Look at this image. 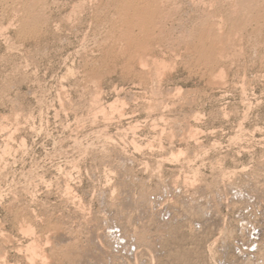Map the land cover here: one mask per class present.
<instances>
[{
	"label": "rangeland",
	"instance_id": "rangeland-1",
	"mask_svg": "<svg viewBox=\"0 0 264 264\" xmlns=\"http://www.w3.org/2000/svg\"><path fill=\"white\" fill-rule=\"evenodd\" d=\"M136 1L0 0V264H264V0Z\"/></svg>",
	"mask_w": 264,
	"mask_h": 264
},
{
	"label": "bare ground",
	"instance_id": "bare-ground-1",
	"mask_svg": "<svg viewBox=\"0 0 264 264\" xmlns=\"http://www.w3.org/2000/svg\"><path fill=\"white\" fill-rule=\"evenodd\" d=\"M19 1H20V0H19ZM26 1H27V0H26ZM28 1H29V0H28ZM30 1H31V0H30ZM32 1H33V0H32ZM37 1H38V0H37ZM121 1H122V0H121ZM135 1H136V0H135ZM148 1H149V0H148ZM163 1H164V0H163ZM166 1H167V0H166ZM227 1H228V0H227ZM227 1H226V4H227ZM232 1H233V0H232ZM232 1H229V2H232ZM242 1H246V0H242ZM255 1L257 2V0H255ZM5 2H6V1H5ZM12 2H13V1H12ZM40 2H41V1H40ZM42 2H43V1H42ZM119 2H120V1H119ZM123 2H124V1H123ZM131 2H132V0H131ZM137 2H138V1H136V3H137ZM143 2H144V1H143ZM154 2H155V0H154ZM154 2H153V3H154ZM158 2H160V0L157 1V5H158ZM224 2H225V0H224ZM229 2H228V4H229ZM247 2H249V1H247ZM247 2H246V3H247ZM258 2H259V1H258ZM14 3H15V2H14ZM18 3H19V2H18ZM20 3H21V2H20ZM22 3H24V2H22ZM32 3H33V2H32ZM38 3H39V2H38ZM38 3H37V4H38ZM111 3H112V2H111ZM134 3H135V2H133L132 4L130 3V7H131V8L128 7L129 5L127 6L128 8L132 9V11H134V10H135V7H136V6H135L136 4L134 5ZM146 3H147V2H146ZM160 3H161V2H160ZM162 3H163V2H162ZM168 3H169V2H168ZM168 3H167V4H168ZM222 3H223V2H222ZM237 3H238V1H237ZM242 3H243V2H242ZM244 3H245V2H244ZM260 3H261V1H260ZM25 4H27V3H25ZM25 4H24V5H25ZM29 4H31V3L29 2ZM112 4H113V3H112ZM116 4H118V1H117ZM120 4H121V3H119V5H120ZM123 4H124V3H123ZM148 4H149V3H148ZM228 4H227V5H228ZM231 4H232V5H235V4H233V3H231ZM231 4H230V5H231ZM239 4L241 5V9H242L243 4H241L240 1H239ZM239 4H238V5H239ZM248 4L250 5L251 2H249ZM248 4H244V5H246V6L248 7V6H249ZM7 5H8V4H7ZM27 5H28V4H27ZM38 5H39V4H38ZM41 5H42V4H41ZM41 5H39V6H41ZM160 5H161V4H160ZM163 5H164V3H163ZM163 5H162V6H163ZM253 5H254V4H253ZM253 5H252V6L250 5V6L253 8V7H254ZM257 5H258V4H257ZM9 6H10V5H9ZM11 6H12V5H11ZM29 6H30V5H29ZM112 6H113V5H112ZM145 6H147V4H146ZM154 6L156 7V2H155V5H154ZM235 6H237V4H236ZM250 6H249V8H251ZM260 6H261V5H260ZM263 6H264V5H263ZM14 7H15V6H14ZM30 7H32V6H30ZM35 7H36V6H35ZM113 7H114V6H113ZM139 7H140V5H139ZM139 7H138V9H139ZM151 7H152V6H151ZM168 7H169V6H168ZM226 7H227V6H226ZM230 7H231V6H230ZM17 8H18V7H16V10H17ZM39 8H40V7H39ZM115 8H116V7H115ZM141 8H143V7H140V9H141ZM147 8H149V7H147ZM244 8H245V7H244ZM252 8H251V10H252ZM263 8H264V7H263ZM13 9H14V8H13ZM24 9H25V8H24ZM30 9H31V8H30ZM30 9H28V10H30ZM126 9H127V8H126ZM138 9H137V12L139 13V10H140V9H139V10H138ZM144 9H145V8H144ZM160 9H161V8H160ZM167 9H168V8H167ZM230 9H231V8H230ZM232 9H233V8H232ZM234 9H235V8H234ZM259 9H260V8H259ZM261 9H262V8H261ZM16 10H15V11H16ZM22 10H23V9H22ZM120 10H121V9H120ZM150 10H151V9H150ZM245 10H246V9H245ZM245 10H244V11H245ZM254 10H256V9H254ZM24 11H25V10H24ZM24 11H23V12H24ZM33 11H34V10H33ZM115 11H116V10H115ZM123 11H124V13H125L124 8H123ZM127 11H129V10H126V12H127ZM145 11H146L147 13H151V12L149 11V9H148V10L145 9ZM145 11H144V12H145ZM148 11H149V12H148ZM154 11H155V10H154ZM169 11H170V10H169ZM232 11H233V10H232ZM234 11H235V10H234ZM236 11H237V10H236ZM239 11H240V10H239ZM242 11H243V9H242ZM244 11H243V12H244ZM17 12H19V11L17 10ZM28 12H30V11H28ZM31 12H32V11H31ZM117 12H118V11H117ZM137 12L135 11L134 13H137ZM140 12H141V11H140ZM142 12H143V11H142ZM142 12H141V13H142ZM155 12H156V11H155ZM158 12H159V11H158ZM165 12H166V11H165ZM247 12H248V11H247ZM247 12H246V13H247ZM254 12H255V11H254ZM258 12H259V11H258ZM21 13H22V12H20V14H21ZM24 13H26V11H25ZM138 13H137V14H138ZM152 13H153V12H152ZM159 13H160V12H159ZM168 13H169V12H168ZM238 13H240V12H238ZM246 13H245V15H246ZM256 13H257V11H256ZM259 13H260V12H259ZM32 14H33V13H32ZM39 14H41V13L39 12ZM122 14H123V13H122ZM127 14H128V13H127ZM137 14H135L136 19H135V22H134V23H137V22H138V21L136 22V20H137V18H138L140 15L137 17ZM139 14H140V13H139ZM143 14H144V13H142L141 15H142V17L144 18V19H143L144 21H145V20H151V19L154 20V19H153L154 17L152 18V17H151V14L148 15V16H145V17L143 16ZM233 14H234V13H233ZM235 14H236V13H235ZM235 14H234V15H235ZM22 15H24V14H22ZM27 15H28V13H27ZM33 15H34V14H33ZM128 15H129V14H128ZM133 15H134V14H133ZM157 15H158V14H157ZM160 15H161V13H160ZM162 15H163V14H162ZM165 15H166V14H165ZM207 15H208V14H207ZM210 15H211V14H210ZM210 15H209V16H210ZM241 15H242V14H241ZM243 15H244V13H243ZM243 15H242V16H243ZM247 15H248V13H247ZM261 15H262V14L260 13L259 16H261ZM18 16H19V14H18ZM112 16H114V15H112ZM117 16H118V15H117ZM123 16H125V15H123ZM152 16H154V15H152ZM228 16H229V15H228ZM228 16H227V17H228ZM232 16H233V15H232ZM248 16H249V15H248ZM254 16H256V15L254 14ZM259 16H258V17H259ZM21 17H22V16H21ZM36 17H37V16H36ZM41 17H42V16H41ZM132 17H133V16H132ZM163 17H164V16H163ZM221 17H222V16H221ZM221 17H220V18H221ZM224 17H225V16H224ZM229 17H230V16H229ZM236 17H237V16H236ZM22 18H23V17H22ZM22 18H21V19H22ZM30 18H32V17H30ZM33 18H34V17H33ZM38 18H39V15H38ZM155 18H156V17H155ZM207 18H208V16H207ZM233 18H235V17H233ZM243 18H244V17H243ZM248 18H249V17H248ZM16 19H17V18H16ZM18 19H19V18H18ZM127 19H128V18H127ZM131 19H132V18H131ZM140 19H141V16L139 17L138 20L140 21ZM156 19H157V18H156ZM159 19H161V17H160ZM231 19H232V18H231ZM250 19H251V18H250ZM250 19H249V20H250ZM23 20H24V19H23ZM29 20H30V19H29ZM32 20H33V19H32ZM205 20H206V19H205ZM218 20H219V19H218ZM220 20H221V19H220ZM223 20H224V19H223ZM235 20H236V19H235ZM129 21H130V20H129ZM144 21H143V22H144ZM160 21H161V20H160ZM206 21H207V20H206ZM225 21H226V20H225ZM228 21H230V19H229ZM228 21H227V23H229ZM236 21H237V20H236ZM238 21H239V20H238ZM21 22H23V21H21ZM30 22H31V21H30ZM36 22H37V21H36ZM127 22H128V20H127ZM145 22H146V21H145ZM150 22H151V21H150ZM157 22H158V21H157ZM201 22H202V21H201ZM203 22H204V19H203ZM210 22H211V21H210ZM212 22H213V21H212ZM217 22H218V21H217ZM242 22H243V21H242ZM247 22H248V21H247ZM17 23H18V21H17ZM31 23H32V22H31ZM39 23H40V22H39ZM140 23H142V19H141V21H140L139 23H137L136 25L138 26V24H140ZM158 23H159V22H158ZM205 23H206V22H205ZM205 23H204V24H205ZM214 23H215V22H214ZM118 24H119V23H118ZM120 24H121V23H120ZM126 24H128V23H126ZM129 24H132V23L129 22ZM145 24H147V23H145ZM151 24H152V23H151ZM161 24H162V23H161ZM223 24H224V22H223ZM237 24H238V23H237ZM21 25H22V23H21ZM37 25H38V24H37ZM37 25H36V26H37ZM132 25H133V24H132ZM140 25H141V24H140ZM140 25H139V27H140ZM143 25H144V24H143ZM143 25H142V26H143ZM147 25H149V24H147ZM155 25H156V24H155ZM157 25H158V24H157ZM206 25H208V24H206ZM218 25H219V24H218ZM220 25H221V24H220ZM220 25H219V27H220ZM238 25H239V24H238ZM242 25H243V24H242ZM18 26H20V25H18ZM24 26H25V22H24ZM117 26H118V25H117ZM117 26H116V27H117ZM121 26H122V25H121ZM121 26H120V27H121ZM126 26H127V25H126ZM159 26H160V25H159ZM161 26H162V25H161ZM201 26H202V25H201ZM204 26H205V25H204ZM231 26H232V25H231ZM236 26H237V25H236ZM240 26H241V25H240ZM32 27H33V26H32ZM37 27H38V26H37ZM113 27H115V26H113ZM129 27H130V26H129ZM139 27H138V30H140ZM154 27H155V26H154ZM196 27H197V26H196ZM202 27H203V26H202ZM209 27H210V26H209ZM209 27H208V28H209ZM211 27H212V26H211ZM217 27H218V26H216V28H217ZM234 27H235V26H234ZM19 28H21V27H19ZM19 28H18V29H19ZM23 28H24V27H23ZM23 28H22V29H23ZM28 28L30 29V27H28ZM28 28H27V29H28ZM38 28H39V27H38ZM123 28H125V27H123ZM130 28H131V27H130ZM145 28H146V27H145ZM197 28H198V27H197ZM213 28H214V27H213ZM213 28H212V29H213ZM221 28H222V27H221ZM241 28H242V27H241ZM29 29H28V30H29ZM33 29H34V28H33ZM119 29H120V28H119ZM133 29H134V28H133ZM142 29H143V28H142ZM152 29H153V27H152ZM202 29H203V28H202ZM212 29H211V30H212ZM218 29H219V28H218ZM234 29H235V28H234ZM237 29H238V28H237ZM20 30H21V29H20ZM34 30H35V29H34ZM34 30H33V31H34ZM123 30H124V29H123ZM126 30H127V31L129 30V31H130V29H126ZM126 30H125V31H126ZM131 30H132V29H131ZM138 30H137V31H138ZM146 30H147V29H146ZM146 30H144V31H146ZM148 30H149V28H148ZM150 30H151V29H150ZM200 30H201V29H200ZM204 30H206V29H204ZM213 30H214V29H213ZM230 30H231V29H230ZM239 30H240V29H239ZM23 31H24V30H23ZM33 31H32L31 34H33ZM36 31H37V30H36ZM119 31H120V30H119ZM129 31H128V32H129ZM144 31H142V32H144ZM153 31H155V30L153 29ZM161 31H162V30H161ZM188 31H189V30H188ZM195 31H197V30H195ZM209 31H210V30H209ZM234 31H235V30H234ZM234 31H233V32H234ZM19 32H20V31H19ZM21 32H22V31H21ZM30 32H31V31H30ZM115 32H116V31H115ZM134 32H135V31H134ZM140 32H141V31H140ZM148 32H149V31H148ZM151 32H152V31H151ZM158 32H159V30H158ZM189 32H190V31H189ZM192 32H193V31H192ZM204 32H205V31H204ZM213 32H214V31H213ZM22 33H23V32H22ZM22 33H21V35H22ZM34 33H35V32H34ZM120 33H121V32H120ZM129 33H130V32H129ZM156 33H157V32H156ZM156 33H155V34H156ZM187 33H188V32H187ZM195 33H196V32H195ZM201 33H202V31H201ZM211 33H212V32H211ZM216 33H217V32H216ZM218 33H219V32H218ZM218 33H217V34H218ZM29 34H30V33H29ZM36 34H37V33H36ZM126 34H127V33H126ZM132 34H133V33H132ZM138 34H139V33H138ZM143 34H144V33H143ZM143 34H142V35H143ZM145 34H146V32H145ZM145 34H144V35H145ZM147 34H148V33H147ZM152 34H154V33H152ZM163 34L165 35V33H162V34H161L162 37H163ZM199 34H200V33H199ZM203 34H204V33H203ZM220 34H221V36L223 37L224 34H222V32H220ZM122 35H123V34H122ZM128 35H130V34H128ZM134 35H135V34H134ZM156 35H157V34H156ZM187 35H188V34H187ZM205 35H206V34H205ZM214 35H215V33H214ZM225 35H226V34H225ZM230 35H231V34H230ZM30 36H31V35H30ZM30 36H29V37H30ZM35 36H36V35H35ZM119 36H120V35H119ZM145 36H146V35H145ZM152 36H153V35H152ZM158 36H159V35H158ZM184 36H186V34H185ZM191 36H192V35H191ZM191 36H190V38H191ZM193 36H194V35H193ZM195 36H196V35H195ZM199 36H200V35H199ZM201 36H202V34H201ZM201 36H200V37H201ZM211 36H212V35H211ZM234 36H235V35H234ZM20 37H21V36H20ZM130 37H133V36L130 35ZM130 37H127V38L131 39ZM134 37H135V36H134ZM134 37H133V38H134ZM149 37H150V36H149ZM153 37H155V35H154ZM164 37H166V36H164ZM188 37H189V36H188ZM207 37H208V36H207ZM30 38H31V37H30ZM186 38H187V37H186ZM212 38H213V37H212ZM218 38H219V37H218ZM224 38H225V37H224ZM142 39H143V38H142ZM144 39H145V38H144ZM150 39H152V38H150ZM150 39L148 38V40H150ZM159 39H160V38H159ZM195 39H196V37H195ZM201 39H202V37H201ZM204 39H205V38H204ZM207 39H209V38H207ZM216 39H217V38H216ZM226 39H227V38H226ZM228 39L232 41L233 38H232V39L228 38ZM119 40H120V39H119ZM124 40H125V37H124ZM133 40H134V39H133ZM152 40H153V39H152ZM211 40H212V39H211ZM220 40H221V38H220ZM222 40H223V39H222ZM229 40H228V42H229ZM114 41H115V40H114ZM117 41H118V39H117ZM117 41H116V42H117ZM121 41H122V40H121ZM128 41H129V40H128ZM128 41L125 42V43H128ZM190 41H191V40H190ZM192 41H194V40L192 39ZM192 41H191V42H192ZM198 41H199V40H198ZM205 41H206V40H205ZM205 41H204V42H205ZM209 41H210V39H209ZM224 41H225V40H224ZM118 42H119V41H118ZM129 42H130V41H129ZM132 42H133V41H132ZM135 42H136V41H135ZM141 42H142V41H141ZM147 42H148V41H147ZM147 42H146V43H147ZM152 42H153V41H152ZM186 42H187V41H186ZM191 42H190V43H191ZM202 42H203V40H202ZM121 43H122V42H121ZM143 43H144V42H143ZM146 43H145V44H146ZM200 43H201V42H200ZM209 43H210V42H209ZM219 43L225 45V43H222V42H219ZM226 43H227V42H226ZM129 44L131 45V44H133V43L130 42ZM137 44H138V43H137ZM141 44H142V43H141ZM141 44L139 43V45H141ZM145 44H143V45H145ZM149 44H150V43H149ZM187 44H188V43H187ZM192 44H193V42H192ZM196 44H197V43H196ZM213 44H214V46H215V45L217 46V44H215V43H213ZM220 44H219V46H220ZM121 45H122V44H121ZM121 45L119 44L120 47H121ZM135 45H136V44H135ZM135 45H134V46H135ZM143 45H142V46H143ZM188 45H189V44H188ZM203 45H205V44H203ZM122 46H123V45H122ZM124 46H125V45H124ZM128 46H129V45H128ZM136 46H137V45H136ZM146 46H147V45H146ZM207 46L210 47L209 44H208ZM211 46H212V45H211ZM214 46H212V47H214ZM111 47H112V46H111ZM131 47H132V46H131ZM137 47H138V46H137ZM189 47H190V46H189ZM195 47H196V45H195ZM197 47H198V44H197ZM222 47H223V46H222ZM224 47H225V46H224ZM112 48H113V49H112ZM112 48H111V49L114 50V47H112ZM122 48H123V47H122ZM127 48H129V47H127ZM139 48H140V47H139ZM141 48H142V47H141ZM141 48H140L138 51H140ZM193 48H194V46H193L191 49H193ZM198 48H199V47H198ZM198 48H197V49H198ZM202 48H203V47H202ZM202 48H200V51L203 53V51L201 50ZM207 48H208V47H207ZM219 48H220V47H219ZM132 49H134V48H132ZM136 49H137V48H136ZM144 49H147V48H144ZM205 49H206V48L204 47L203 50L205 51ZM212 49H213V48H211V50H212ZM118 50H119V49H118ZM118 50H117V51H118ZM122 50H123V49H122ZM124 50H125V49H124ZM126 50H127V49H126ZM129 50H130V49H129ZM194 50H195V48H194ZM214 50H215V49H214ZM214 50L209 51V52H213ZM222 50H223V48H222ZM228 50H229V49H228ZM228 50H227V51H228ZM138 51H136V52H137L138 54H140ZM146 51H147V50H145V52H146ZM198 51H199V50H198ZM206 51H207V50H206ZM218 51H219V50L216 51V55L219 54V52L221 51V48H220V51H219V52H218ZM120 52H121V51H120ZM136 52H135V53H136ZM196 52H197V51H196ZM217 52H218V54H217ZM121 53H122V52H121ZM129 53H130V52H129ZM129 53H128V55H129ZM143 53H144V52H143ZM198 53H199V52H198ZM202 53H201V54H202ZM213 53H214V52H213ZM221 53H222V52H221ZM224 53H226V51H225ZM122 54H123V53H122ZM138 54H135V57H136V55H138ZM201 54H200V55H201ZM205 54H207V53H205ZM125 55H126V54H125ZM130 55H131V54H130ZM213 55H214V54H213ZM123 56H124V55H123ZM138 56H139V55H138ZM141 56H142V55H141ZM220 56H221V55H219V57H220ZM132 57H133V55H132ZM200 57H202V55H201ZM204 57H206V56H204ZM210 57H215V56H212V54H211ZM210 57H209V58H210ZM216 57H217V56H216ZM141 59H143V58H141ZM144 59H145V58H144ZM198 59H199V57H198ZM201 59H203V57H202ZM210 59H212V58H210ZM216 59H217V58H216ZM218 59H219V58H218ZM126 60H127V59H126ZM129 60H131V59L129 58ZM199 60H200V59H199ZM133 61H134V59H133ZM144 61H145V60H144ZM197 61H198V60H197ZM201 61H202V60H201ZM201 61H200V62H201ZM203 61H205V60H203ZM209 61H210V60H209ZM127 62H128V61H127ZM129 62H130V61H129ZM210 62H211V61H210ZM212 62H213V59H212ZM217 62H219V60H218ZM137 63H138V62H137ZM142 63H143V62H142ZM142 63H141V64H142ZM198 63H199V62H198ZM205 63H206V62H205ZM214 63H215V62H214ZM134 64H135V63H134ZM139 64H140V61H139ZM143 64H144V63H143ZM145 64H146V63H145ZM207 64H208V63H207ZM129 65H130V64H128V66H129ZM201 65H203V64H201ZM210 65H211V64H210ZM213 65H214V64H213ZM217 65H218V63H217ZM125 66L127 67V65H125ZM130 66H131V65H130ZM130 66H129V67H130ZM145 66H146V65H145ZM204 66H205V64H204ZM208 66H209V65H208ZM141 67H142V66H141ZM143 67H144V66H143ZM211 67H212V66H211ZM209 68H210V67H209ZM130 69H132V67H131ZM141 69H142V68H141ZM206 71H207V70H206ZM212 72H213V71H212ZM209 73H210V71H209ZM28 226H29V225H28ZM25 228H26V227H25ZM27 228H28V227H27ZM27 228H26V229H27ZM31 228H32V227H31ZM22 229H23V228H22ZM29 230H31V229H29ZM29 230H28V231H29ZM24 231H26V230H24ZM24 231H23V232H24ZM26 233H27V232H26ZM29 233H30V232H29ZM31 248H32V246H31ZM31 248H30V249H31ZM31 250H32V249H31ZM31 250H30V251H31ZM31 252H32V251H31ZM32 255H33V252H32Z\"/></svg>",
	"mask_w": 264,
	"mask_h": 264
}]
</instances>
